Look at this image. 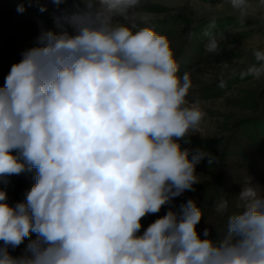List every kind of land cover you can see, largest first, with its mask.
<instances>
[{
  "label": "clouds",
  "instance_id": "1",
  "mask_svg": "<svg viewBox=\"0 0 264 264\" xmlns=\"http://www.w3.org/2000/svg\"><path fill=\"white\" fill-rule=\"evenodd\" d=\"M51 3L56 30L41 27L0 86V185L35 173L14 205L0 187V264H264V193L250 177L230 214L226 196L213 204L227 214L222 235L198 231L204 215L193 199L141 232L143 218L195 191L202 160L219 163L180 143L205 116L187 100L190 74L178 75L171 42L149 17L137 19L140 0ZM230 4L244 23L249 0ZM205 35V50L216 52V37ZM254 58L242 78L264 76V51Z\"/></svg>",
  "mask_w": 264,
  "mask_h": 264
},
{
  "label": "rangeland",
  "instance_id": "2",
  "mask_svg": "<svg viewBox=\"0 0 264 264\" xmlns=\"http://www.w3.org/2000/svg\"><path fill=\"white\" fill-rule=\"evenodd\" d=\"M249 2L251 8L244 23L230 0H140L134 9L138 20L148 16L157 32L169 39L179 64L178 75L188 72L192 80L187 100L198 102L205 113L199 128L190 132L189 142L180 141L182 148L189 149L190 157L197 150L219 157V163L211 166L207 158L202 160L196 166L201 183L194 185L195 191H185L160 213L143 218L141 232L169 207L178 210L193 199L204 215L198 231L209 227L213 237L222 235L227 214H216L214 202L226 196L230 214L235 210V196L248 177L264 193V76L254 79L240 75L256 63L254 52L264 51V2ZM18 3L20 0H0V86L12 64L21 60V53L37 45L41 27L56 30L53 17L58 10L51 0H40L30 7L26 4L23 13L17 12ZM41 5L47 11L40 12ZM206 31L217 39L214 53L205 50L209 39ZM34 174L11 176L8 184L0 185L7 189L10 204L24 199L35 182ZM31 238L35 239V234ZM28 243L25 239L17 249L10 250L11 254L24 253Z\"/></svg>",
  "mask_w": 264,
  "mask_h": 264
}]
</instances>
